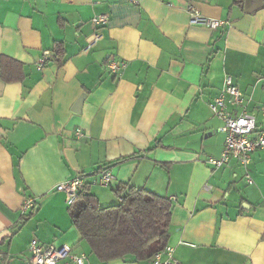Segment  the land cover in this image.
Wrapping results in <instances>:
<instances>
[{
  "label": "crops",
  "instance_id": "1",
  "mask_svg": "<svg viewBox=\"0 0 264 264\" xmlns=\"http://www.w3.org/2000/svg\"><path fill=\"white\" fill-rule=\"evenodd\" d=\"M137 1L0 0V65L5 56L24 72L15 83L0 75V264H27L34 239L69 245L85 264H153L90 252L57 190L79 176L101 206L121 200L120 185L170 200L180 264H264V149L246 167L207 164L226 139L211 104L227 75L244 98L228 110L263 123L264 0ZM191 8L225 24L193 25ZM102 14L103 37L84 52ZM112 60L125 68L113 73ZM105 168L116 177L108 187L98 182ZM27 198L36 208L23 221Z\"/></svg>",
  "mask_w": 264,
  "mask_h": 264
},
{
  "label": "trees",
  "instance_id": "2",
  "mask_svg": "<svg viewBox=\"0 0 264 264\" xmlns=\"http://www.w3.org/2000/svg\"><path fill=\"white\" fill-rule=\"evenodd\" d=\"M55 51L56 60L61 61L65 52L63 44L55 43ZM0 66L3 81L15 83L23 80V66L19 62L2 56ZM132 157L122 158L119 163ZM114 191L121 200L103 207L91 193L90 184H85L69 206L73 225L89 245L90 252L102 263L118 259L151 260L169 242L171 201L130 185H120ZM35 208L22 215V220L32 216Z\"/></svg>",
  "mask_w": 264,
  "mask_h": 264
},
{
  "label": "built area",
  "instance_id": "3",
  "mask_svg": "<svg viewBox=\"0 0 264 264\" xmlns=\"http://www.w3.org/2000/svg\"><path fill=\"white\" fill-rule=\"evenodd\" d=\"M138 2L137 0H132ZM191 24L203 25L211 29H217L225 24L221 20L208 19L203 17L199 11L191 8L190 11ZM95 26V31L87 38L84 52L92 50L102 39V31L100 27L109 22V16L102 14L95 16L91 20ZM50 51L43 52V55L37 62V68L41 70L50 60ZM125 63L112 60L109 63V69L113 73H120L125 68ZM244 103V98L238 86L234 83L232 76L227 75L224 80V88L220 95L211 104L214 114L224 121L222 131L226 133V139L223 151L219 158L210 157L207 164L213 168H221L228 165L232 160H236L241 166L246 167L252 162V154L259 149H264V104L260 106V112L263 123L259 124L256 116L252 113L242 112L233 115L229 110V106L240 107ZM81 135L80 130L77 131ZM116 179L110 168L101 171L99 184L108 187ZM250 184L253 181L247 175ZM82 176L63 182L57 186L58 191L65 192L68 195V203L72 205L78 198L79 190L85 185ZM36 206L33 198H27L22 207L23 214L28 213ZM30 257L27 264H85L87 256L85 253H76L69 245L56 247L54 245L42 246L34 239L30 243ZM153 264H180L174 257L173 246L166 247L156 252L151 258Z\"/></svg>",
  "mask_w": 264,
  "mask_h": 264
},
{
  "label": "rangeland",
  "instance_id": "4",
  "mask_svg": "<svg viewBox=\"0 0 264 264\" xmlns=\"http://www.w3.org/2000/svg\"><path fill=\"white\" fill-rule=\"evenodd\" d=\"M107 204L110 206V205H114L116 203H107ZM108 205H105L104 203L102 204V206H108Z\"/></svg>",
  "mask_w": 264,
  "mask_h": 264
},
{
  "label": "water",
  "instance_id": "5",
  "mask_svg": "<svg viewBox=\"0 0 264 264\" xmlns=\"http://www.w3.org/2000/svg\"><path fill=\"white\" fill-rule=\"evenodd\" d=\"M79 107H80V103L76 106L77 109L76 108L75 109L76 110H79Z\"/></svg>",
  "mask_w": 264,
  "mask_h": 264
}]
</instances>
